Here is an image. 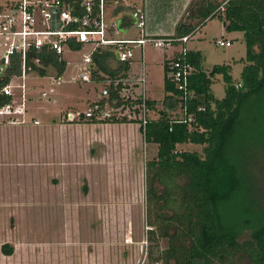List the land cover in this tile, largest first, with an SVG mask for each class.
<instances>
[{
    "label": "rangeland",
    "instance_id": "374dc122",
    "mask_svg": "<svg viewBox=\"0 0 264 264\" xmlns=\"http://www.w3.org/2000/svg\"><path fill=\"white\" fill-rule=\"evenodd\" d=\"M201 1L205 0L195 2L199 5ZM195 2L188 10L190 16L194 10L200 14ZM213 3L219 4L215 0ZM130 26L129 35L144 29L140 31L133 23ZM123 36L128 34L118 29V37ZM215 40L232 44L219 47ZM176 43L145 48L147 89L154 98L147 96L154 102L150 117H157L156 112L165 105L163 79L165 74L170 75L165 67L177 50L198 51L205 69L229 65L234 81L239 80L245 65L243 34L226 31L219 14L200 24L186 43L177 47ZM88 52L89 47L85 46L66 54L68 64L61 80L53 86L51 101L41 100L39 95L52 87L54 67H48L44 76L31 75L26 79L27 87H32L29 93L32 109L25 117H35L40 127L28 125L21 130L3 127V131L15 135H0V264H100L97 262L100 258L101 264H151L150 251L152 256L156 255L169 243L168 238L147 240L149 230L155 231L150 223L170 217L174 208L159 211L156 204L147 200L146 164L155 157L157 146L145 142L139 124L106 123L108 126L103 128L108 130L100 131L90 123L61 122L65 111H86L89 103L99 97L104 84L112 80L122 81L125 91L122 95L126 99L136 98L131 92L136 91L140 71L138 47L133 48L129 76L117 78L113 74L116 72H112L113 65H109L113 69H109L111 75L106 74L101 81L83 83L79 81L82 55ZM211 79L212 95L222 99L225 88L222 75L215 74ZM136 111L133 104L126 114L136 116ZM173 112L179 113L178 108ZM177 150L202 155L203 147L183 144ZM252 165L255 188L264 200V157L253 159ZM154 185L157 194H162L163 186L157 182ZM249 238V234H244L239 241ZM234 260L235 264H247L246 259Z\"/></svg>",
    "mask_w": 264,
    "mask_h": 264
},
{
    "label": "trees",
    "instance_id": "16d2710c",
    "mask_svg": "<svg viewBox=\"0 0 264 264\" xmlns=\"http://www.w3.org/2000/svg\"><path fill=\"white\" fill-rule=\"evenodd\" d=\"M65 1L79 7L81 0ZM220 6L223 10L215 11ZM201 14L199 25L219 14L226 31L243 34L245 65L239 80L234 81L229 65L205 69L198 51L175 54L174 58L181 57L193 67L188 89L195 94L192 99L179 93L165 74V105L156 112L157 117L149 119L144 135L146 143L157 145L155 157L146 164V195L159 211L174 210L170 217L150 223L155 231L149 230L148 241L169 239L167 247L156 255L150 251V263L235 264L238 257L247 264H264V200L255 188L252 165L253 159L264 157V0H224ZM189 33L180 24L176 39ZM92 58V80L101 81L112 74L108 69V62L114 59L111 47L95 50ZM46 62H51L59 75L63 73L62 61L48 58ZM128 66L120 75L111 71L123 79ZM165 71H169L168 66ZM215 74H221L225 84L222 99L211 93ZM44 75L41 70L39 76ZM5 82L0 81V87ZM108 87L111 102L127 103L132 108V99L122 95V83L114 86L111 82ZM134 93V101H138L133 89ZM7 102L0 96V106ZM148 107L154 108V102L148 100ZM176 107L179 113L173 112ZM133 122L138 123L125 116L86 123ZM183 144L202 146V155L178 151ZM156 182L164 188L160 195ZM244 234L250 238L239 241Z\"/></svg>",
    "mask_w": 264,
    "mask_h": 264
},
{
    "label": "built area",
    "instance_id": "2783aa9c",
    "mask_svg": "<svg viewBox=\"0 0 264 264\" xmlns=\"http://www.w3.org/2000/svg\"><path fill=\"white\" fill-rule=\"evenodd\" d=\"M130 0H81L79 7L69 4L65 0H0V81L6 80L0 87V96L6 97L8 102L0 106V123L6 126H21L27 123L25 114L28 112L32 97L27 87L26 79L31 75H39L41 70L46 72L48 67H54L48 58L62 61L64 69L68 62L66 54H72L77 48L89 47V52L82 55L83 68L79 81L89 83L93 69L92 54L99 48L111 47L116 63L130 64L134 58L133 48L141 51L140 71L136 79L138 101L132 103L136 108V116L128 112L129 104L109 100L108 85L113 82L116 86L121 80L107 83L99 93V97L89 103L86 111H65L61 115L64 124L101 122L119 119L127 116L137 119L143 136L150 119L148 107L147 81L144 62V50L147 45L161 48L173 45L174 42L185 43L189 36L173 39L170 37H155L140 35L136 39L117 38V22L107 20V6L127 5ZM129 19L134 27H144L145 14L140 7L129 12ZM219 47H230L227 40H215ZM185 48L179 50L185 55ZM169 79L175 89L184 94L187 99L195 97L189 89V78L193 67L181 57L172 58L168 63ZM55 68V67H54ZM51 86L41 92L39 99L51 101L50 95L55 93L54 85L61 80V75L55 69ZM17 89L18 91H14ZM54 102V101H52ZM117 103V104H115ZM199 110H203L200 108ZM191 121V119H188ZM34 125L39 121L30 119Z\"/></svg>",
    "mask_w": 264,
    "mask_h": 264
},
{
    "label": "crops",
    "instance_id": "0c3cea01",
    "mask_svg": "<svg viewBox=\"0 0 264 264\" xmlns=\"http://www.w3.org/2000/svg\"><path fill=\"white\" fill-rule=\"evenodd\" d=\"M196 0H130V2L127 5H123L120 7H113L112 5L107 6V10H110V12L107 13V17L110 15L109 20H115L117 22V28L122 30L124 33L128 34V36H123V37H118V34L115 35L117 38H122V39H136L140 37V35H149V36H155V37H170L173 38L177 37L178 35L176 34V28L178 25H183L184 28H187L190 30L189 34H186V36H190V34L199 26L198 17L201 18V13H203L205 10H207L209 7H212L215 3H213L214 0H205L201 1V4L198 5V3L195 2ZM218 3H222L224 0H215ZM194 2L196 3L195 8L197 9L199 6V13L197 14L196 11L194 10V14L192 16L189 15L188 10L189 8L194 5ZM198 5V6H197ZM215 6V5H214ZM140 7L142 11L145 14V22H144V29L143 31L139 32L138 34H133L129 35L130 31V19H129V12L133 8ZM222 11L223 8L220 6L217 8L215 11ZM198 11V10H197ZM118 17H120V22L118 21ZM108 20V18H107ZM184 33V32H182ZM184 36V34H182ZM189 40V39H188ZM187 42V41H186ZM185 42V43H186ZM181 42H177L176 47L178 44ZM179 51V50H177ZM113 62L108 63L109 65H113L114 71L116 70L117 73L124 71L123 67L128 66V70L125 72V77L129 76V72L131 70V64L133 61L130 62V64L127 65H121L116 63L115 56L113 55ZM140 61H141V51H140ZM144 62H145V50H144ZM108 65V66H109ZM108 67V69L113 70ZM122 74V73H121ZM128 74V75H127ZM165 77V75H164ZM164 82V79H163ZM136 83V82H135ZM148 85V84H147ZM32 92V87L29 86ZM148 87V86H147ZM28 93V94H29ZM147 96L153 100L154 98L151 96V90L149 88L147 89ZM31 104L29 103V106ZM32 108H28V111H30ZM62 113V112H61ZM154 118V117H150ZM30 119H35V117H30L28 116V119L26 118L27 123L25 125L21 126H6L2 123H0V135H15L13 132H5L3 131L4 128H10L11 130H18L16 128H24L25 126L32 125L34 127H40L41 124L39 122L38 125H34L30 122ZM64 124V123H63ZM115 124V123H114ZM120 124V123H116ZM68 125V124H67ZM65 126V125H62ZM92 127H95V130H100V131H107V128H103L104 126H108V124H103V125H98V124H93L91 125ZM100 126V127H99ZM3 128V129H2ZM63 128V127H62ZM50 129V128H49ZM51 130V129H50ZM49 134H53L52 132ZM157 146V145H156ZM156 155V153L154 154ZM2 247V246H0ZM88 249V248H87ZM15 250L11 251L13 254ZM11 254V255H12ZM89 254H92L90 252ZM101 261V258L99 259ZM100 261H97L101 264Z\"/></svg>",
    "mask_w": 264,
    "mask_h": 264
},
{
    "label": "flooded vegetation",
    "instance_id": "af4514ba",
    "mask_svg": "<svg viewBox=\"0 0 264 264\" xmlns=\"http://www.w3.org/2000/svg\"><path fill=\"white\" fill-rule=\"evenodd\" d=\"M241 236H242V235H241ZM241 236H240V237H241ZM242 241H243V240H242Z\"/></svg>",
    "mask_w": 264,
    "mask_h": 264
}]
</instances>
